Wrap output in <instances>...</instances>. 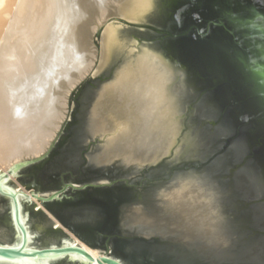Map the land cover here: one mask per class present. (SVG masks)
<instances>
[{
    "label": "water",
    "instance_id": "obj_1",
    "mask_svg": "<svg viewBox=\"0 0 264 264\" xmlns=\"http://www.w3.org/2000/svg\"><path fill=\"white\" fill-rule=\"evenodd\" d=\"M114 9L99 67L70 90L50 148L0 172V264H176L177 254L258 250L264 0Z\"/></svg>",
    "mask_w": 264,
    "mask_h": 264
},
{
    "label": "bare ground",
    "instance_id": "obj_2",
    "mask_svg": "<svg viewBox=\"0 0 264 264\" xmlns=\"http://www.w3.org/2000/svg\"><path fill=\"white\" fill-rule=\"evenodd\" d=\"M110 1L0 0L1 173L40 158L50 148L51 138L60 130L61 94L67 85L73 87L74 77L79 81L89 72V44L80 23L89 4L100 15L93 18L89 7L88 27L103 19ZM20 190L37 205L36 211L43 208L31 192L15 191ZM72 240L95 260L99 258L87 244L76 237Z\"/></svg>",
    "mask_w": 264,
    "mask_h": 264
},
{
    "label": "rangeland",
    "instance_id": "obj_3",
    "mask_svg": "<svg viewBox=\"0 0 264 264\" xmlns=\"http://www.w3.org/2000/svg\"><path fill=\"white\" fill-rule=\"evenodd\" d=\"M111 3L108 5V8L106 9L107 10V13L105 15V17L103 19H96L94 21V24L92 23L89 26V7H90V11L92 12L91 13V16H93V18L95 17V15L99 14V11L96 10L93 6H91L89 4V6L87 7V10H86V14L87 16H84L83 19L80 23V30L84 33L83 35V39L86 40V42H88L89 44V59H88V64H89V72L90 73L91 71L93 72V75L94 73L96 72V70L98 69L99 67V64H100V60H101V49H102V42H101V38L103 36V33H104V28L111 22V21H117L116 20V14H115V9H114V4L117 3V0H112L110 1ZM97 12V13H96ZM88 18V19H87ZM86 19V20H85ZM92 21V22H93ZM86 22V23H85ZM91 22V21H90ZM84 25V26H83ZM93 25V26H92ZM88 30H87V29ZM88 32V37H87V32ZM87 38H88V41H87ZM93 56V57H92ZM88 73H86L85 75H88ZM77 77V76H76ZM75 77L73 78V87L75 85V83L78 81V79L74 80ZM63 83V82H62ZM73 87H70V85H67L66 88L64 89L66 91V93L64 94V92L61 94V97L59 98L60 101H61V120L58 121V125L61 127V122L67 117V114H68V105H69V101H71V94H70V90L73 88ZM64 95V96H62ZM65 98V100H64ZM64 101H63V100ZM67 100V101H66ZM64 103V104H63ZM72 105V104H71ZM64 107V108H63ZM60 108V109H61ZM63 114V115H62ZM59 130H57L58 132ZM54 133V135L56 136V133ZM55 136H53V138L51 139H55ZM51 139H48L47 141L49 142V140ZM53 140L50 141V145L51 143L53 142ZM50 145L48 147H50ZM43 155V154H42ZM4 170V167H1L0 165V171H3ZM16 186L17 188H21L23 189L24 191H26L25 187L17 180L15 179L14 181H12ZM35 209H38V207H36ZM43 209V208H41ZM55 225L53 227H56V226H59V227H62L61 226V222L58 221L57 219H54L52 217ZM69 235H70V238L73 239V237L77 238L78 240H80L81 242H83L76 234L72 233V232H69L68 230H65ZM84 243V242H83Z\"/></svg>",
    "mask_w": 264,
    "mask_h": 264
},
{
    "label": "snow or ice",
    "instance_id": "obj_4",
    "mask_svg": "<svg viewBox=\"0 0 264 264\" xmlns=\"http://www.w3.org/2000/svg\"><path fill=\"white\" fill-rule=\"evenodd\" d=\"M264 183V181H262ZM264 195V189H262ZM176 264H264V245L257 250L243 247L236 251H210L200 253V259L177 254Z\"/></svg>",
    "mask_w": 264,
    "mask_h": 264
},
{
    "label": "flooded vegetation",
    "instance_id": "obj_5",
    "mask_svg": "<svg viewBox=\"0 0 264 264\" xmlns=\"http://www.w3.org/2000/svg\"><path fill=\"white\" fill-rule=\"evenodd\" d=\"M240 187H241V190L243 192H245L247 195H252L256 191L255 187L251 183H247V182L243 181L242 179L240 180ZM143 196L144 195H142V197ZM256 222H257V224L259 223L261 225H264L263 216L262 215L261 216L260 215H256ZM0 223H1V220H0ZM49 238H51V236L47 235L46 239H49Z\"/></svg>",
    "mask_w": 264,
    "mask_h": 264
}]
</instances>
